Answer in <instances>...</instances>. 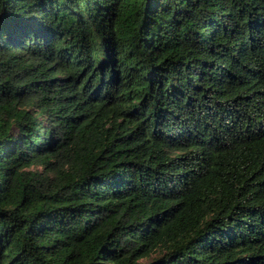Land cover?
<instances>
[{"label":"trees","instance_id":"obj_1","mask_svg":"<svg viewBox=\"0 0 264 264\" xmlns=\"http://www.w3.org/2000/svg\"><path fill=\"white\" fill-rule=\"evenodd\" d=\"M0 264H264V0H0Z\"/></svg>","mask_w":264,"mask_h":264}]
</instances>
